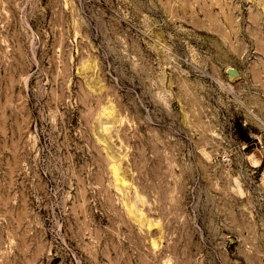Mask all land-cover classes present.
<instances>
[{
    "label": "rangeland",
    "instance_id": "1",
    "mask_svg": "<svg viewBox=\"0 0 264 264\" xmlns=\"http://www.w3.org/2000/svg\"><path fill=\"white\" fill-rule=\"evenodd\" d=\"M0 264H264V0H0Z\"/></svg>",
    "mask_w": 264,
    "mask_h": 264
},
{
    "label": "trees",
    "instance_id": "2",
    "mask_svg": "<svg viewBox=\"0 0 264 264\" xmlns=\"http://www.w3.org/2000/svg\"><path fill=\"white\" fill-rule=\"evenodd\" d=\"M239 135H240V139L244 142H248L249 138L244 134L242 128L239 129Z\"/></svg>",
    "mask_w": 264,
    "mask_h": 264
},
{
    "label": "water",
    "instance_id": "3",
    "mask_svg": "<svg viewBox=\"0 0 264 264\" xmlns=\"http://www.w3.org/2000/svg\"><path fill=\"white\" fill-rule=\"evenodd\" d=\"M229 74L233 76L234 72L232 70H229Z\"/></svg>",
    "mask_w": 264,
    "mask_h": 264
}]
</instances>
